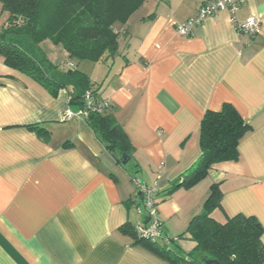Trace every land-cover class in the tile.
<instances>
[{"label":"crops","instance_id":"obj_1","mask_svg":"<svg viewBox=\"0 0 264 264\" xmlns=\"http://www.w3.org/2000/svg\"><path fill=\"white\" fill-rule=\"evenodd\" d=\"M202 1L147 0L120 28L124 40L110 68L71 65L60 46H50L61 56H46L50 62L100 87L129 140L130 167L98 141L66 90L52 97L0 59V264H167L121 233L145 221L133 178L156 185L164 237L182 234L218 184L222 208L213 217H254L264 245V0H244L233 16L218 12L179 35L176 26ZM249 18L260 22L253 37L236 31ZM224 103L252 128L238 160L215 164L193 188L167 195L201 154L203 115ZM66 112L72 117L63 119ZM34 124L49 132L46 141L27 129ZM177 245L184 253L194 247L187 238Z\"/></svg>","mask_w":264,"mask_h":264},{"label":"trees","instance_id":"obj_2","mask_svg":"<svg viewBox=\"0 0 264 264\" xmlns=\"http://www.w3.org/2000/svg\"><path fill=\"white\" fill-rule=\"evenodd\" d=\"M147 0H0V59L3 64L31 79L52 97L60 90L69 95V105L84 109L85 95L95 104L106 101L100 87H94L88 75L66 63L53 64L41 49L43 41L60 46L71 61L104 63L110 68L118 56L121 31L128 19ZM74 63V64H73ZM94 135L121 162L129 158L131 146L121 126L116 122L110 105L100 112L88 111L83 118ZM42 140L49 132L39 124L27 126ZM252 128L237 110L224 103L217 112L206 111L199 126L201 154L194 165L167 189V195L177 189H191L200 183L213 165L238 160V146ZM69 147V143L63 144ZM138 204L141 197L136 196ZM222 192L218 184L209 194L199 214L194 215L186 230L176 238L151 240L140 238L136 227L126 224L121 233L151 255L167 264H264L263 228L254 217L236 215L219 222L213 212L221 209ZM149 224L145 216L142 227ZM189 239L193 249L182 252L179 240ZM166 240L168 243H165Z\"/></svg>","mask_w":264,"mask_h":264},{"label":"built area","instance_id":"obj_3","mask_svg":"<svg viewBox=\"0 0 264 264\" xmlns=\"http://www.w3.org/2000/svg\"><path fill=\"white\" fill-rule=\"evenodd\" d=\"M244 0H203L196 15L185 23L177 25L175 30L179 35L189 36L195 26L202 24L207 18L215 17L218 12L227 10L232 16L238 10L239 5ZM260 22L254 18H249L246 22L236 25L238 33L247 34L249 37L256 36L259 33ZM109 103L107 101L95 104L89 93L85 95L84 109L79 110V115L84 118L87 117L88 111L100 112ZM72 117L70 112H66L63 119ZM160 179V176H158ZM133 184L136 186V196L141 197L142 211L144 216L149 219V224L146 227L136 226V232L140 238H149L151 240L160 239L161 225L157 217V204L155 197L157 193L156 185L153 187L142 184L137 178L132 179ZM141 211V210H140ZM165 243H168L164 240Z\"/></svg>","mask_w":264,"mask_h":264},{"label":"rangeland","instance_id":"obj_4","mask_svg":"<svg viewBox=\"0 0 264 264\" xmlns=\"http://www.w3.org/2000/svg\"><path fill=\"white\" fill-rule=\"evenodd\" d=\"M144 6H148V5L145 4ZM4 18H5V15L0 16V22ZM120 40H124V37L123 36H120ZM50 46H53V44L50 41H48V40L43 41L41 43V49H43V51L45 52L46 56L49 57L50 60H52V61H57V60H54V59H60L61 58L60 53H59V51H57L56 49H53ZM58 48H61V47H58ZM61 52H64L63 49H62ZM97 76H99V75H97ZM97 76H96V73L93 74V77H97ZM130 165H131V161H127L126 164L122 165V167H130Z\"/></svg>","mask_w":264,"mask_h":264},{"label":"water","instance_id":"obj_5","mask_svg":"<svg viewBox=\"0 0 264 264\" xmlns=\"http://www.w3.org/2000/svg\"><path fill=\"white\" fill-rule=\"evenodd\" d=\"M121 158H122L121 163H122L123 165L126 164V162L128 161V158L126 157V154H123V155L121 156ZM205 264H219V263H218L217 261L208 260V261L205 262Z\"/></svg>","mask_w":264,"mask_h":264}]
</instances>
